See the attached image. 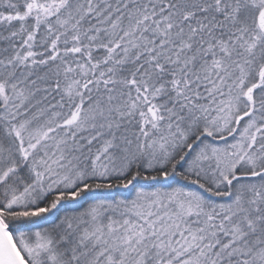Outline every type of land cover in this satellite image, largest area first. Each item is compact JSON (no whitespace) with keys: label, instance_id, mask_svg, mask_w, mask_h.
<instances>
[{"label":"snow or ice","instance_id":"1","mask_svg":"<svg viewBox=\"0 0 264 264\" xmlns=\"http://www.w3.org/2000/svg\"><path fill=\"white\" fill-rule=\"evenodd\" d=\"M0 264H264V0H0Z\"/></svg>","mask_w":264,"mask_h":264}]
</instances>
